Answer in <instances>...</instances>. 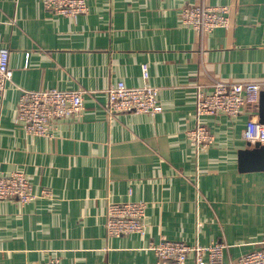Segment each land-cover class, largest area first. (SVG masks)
Wrapping results in <instances>:
<instances>
[{
  "label": "crops",
  "instance_id": "crops-1",
  "mask_svg": "<svg viewBox=\"0 0 264 264\" xmlns=\"http://www.w3.org/2000/svg\"><path fill=\"white\" fill-rule=\"evenodd\" d=\"M187 4L229 5V27L201 35L181 22ZM89 5L73 17L42 0H0V47L13 71L0 97V175L25 172L36 195L0 201V264H157L152 246L165 238L226 242L228 264L263 247L264 170L240 162L260 100L234 117L202 116L215 140L200 154L190 131L198 83L264 81V0ZM143 63L162 111L111 114L107 88L141 85ZM20 87L85 89L84 113L59 120L51 136L29 133L16 119ZM139 200L145 233L109 236L108 204Z\"/></svg>",
  "mask_w": 264,
  "mask_h": 264
},
{
  "label": "built area",
  "instance_id": "built-area-1",
  "mask_svg": "<svg viewBox=\"0 0 264 264\" xmlns=\"http://www.w3.org/2000/svg\"><path fill=\"white\" fill-rule=\"evenodd\" d=\"M50 12L77 17L90 10L89 0H42ZM229 5L187 4L181 10V22L192 26L201 35L210 33L217 27H229ZM13 71L10 67V50L0 47V97L6 93ZM143 83L128 85L119 80L107 88L108 110L111 114L119 112H149L156 114L163 109L159 100V88L149 82L148 63L142 64ZM209 84L198 83L197 120L190 131L197 153L214 142L215 136L205 125L204 115H239L246 106L257 107L264 81H225L213 80ZM211 89V90H209ZM85 89H29L20 87L17 122L29 133L51 136L57 122L66 118H79L85 110ZM244 136L251 142L264 143V123L259 120L258 110L252 111ZM198 187V184H197ZM50 196L51 190H44ZM17 198L29 203L36 198L30 177L22 171L0 175V201ZM147 203L143 200L111 202L107 207L106 228L109 236H122L129 233L144 234L146 231ZM228 244L212 241L191 244L181 239H162L152 249L156 252L157 264H228L225 254ZM30 264H62L59 256L46 261ZM230 264H264V246L245 252Z\"/></svg>",
  "mask_w": 264,
  "mask_h": 264
},
{
  "label": "water",
  "instance_id": "water-1",
  "mask_svg": "<svg viewBox=\"0 0 264 264\" xmlns=\"http://www.w3.org/2000/svg\"><path fill=\"white\" fill-rule=\"evenodd\" d=\"M260 120L264 122V90L261 91L260 96ZM248 144L249 147L240 151L241 169L264 170V143L258 140L255 142L249 141ZM252 155L253 158L249 160Z\"/></svg>",
  "mask_w": 264,
  "mask_h": 264
}]
</instances>
